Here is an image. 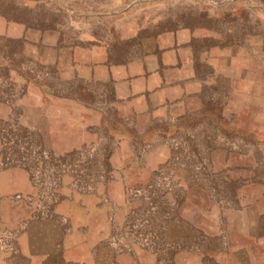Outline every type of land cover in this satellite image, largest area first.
Masks as SVG:
<instances>
[{
	"label": "rangeland",
	"instance_id": "374dc122",
	"mask_svg": "<svg viewBox=\"0 0 264 264\" xmlns=\"http://www.w3.org/2000/svg\"><path fill=\"white\" fill-rule=\"evenodd\" d=\"M4 22L25 34L0 33V156L35 191L10 199L32 211L0 223V264H73L64 254L78 239L91 264H217L252 229L264 199V0H0ZM163 42L185 49L179 79ZM144 57L174 76V99L141 112L118 108L114 79L76 71ZM40 90L87 111L40 115L29 105H42Z\"/></svg>",
	"mask_w": 264,
	"mask_h": 264
},
{
	"label": "crops",
	"instance_id": "0c3cea01",
	"mask_svg": "<svg viewBox=\"0 0 264 264\" xmlns=\"http://www.w3.org/2000/svg\"><path fill=\"white\" fill-rule=\"evenodd\" d=\"M0 33L4 35L20 36L25 34V29L21 24H7L4 22L0 24ZM175 44V43H174ZM161 59L163 63L171 70L169 73H174L173 65L178 62V69H176L177 79L182 77V60L187 59L185 49L182 50L178 46L168 48L167 42L161 45ZM167 47V48H164ZM184 53H183V52ZM150 57H144L127 62L126 64L109 65L96 59L93 62L81 61L76 65L78 75L83 78H96V79H114L115 80V96L117 97L118 108L126 112L145 110L148 105L157 102L159 99L162 101L173 100L174 97L168 94L169 88L173 87L174 76L166 72L160 71L158 63L151 64ZM160 61V59L158 60ZM183 61V62H184ZM172 66H169V65ZM39 101L42 102L29 104L33 110H38L40 115L49 111V108H54L55 111L69 114L72 112L80 113L85 107L79 103L63 98L59 100L53 95L42 92L40 90ZM51 106L54 104H59ZM20 103L27 104V99L20 101ZM69 103H76L79 106L75 110ZM72 107V109H71ZM86 109V108H85ZM87 111V109H86ZM41 119L35 117L32 121V128H40ZM76 124H80L81 129H85V125L80 123L79 120ZM83 122V121H82ZM35 191L31 184L29 175L20 166H10L5 163L3 155L0 156V223L5 226L11 225L15 227L14 223H21L22 218L26 217L27 220L31 215V207L24 200H10L13 198L20 199L27 194V192ZM12 197V198H11ZM27 197V196H26ZM259 197L254 201L253 205V219L249 222L252 224V229L245 228L239 231V243L231 244L229 248L222 250V253L216 258L217 264H264V199ZM11 209L23 210V213L14 212ZM251 219H249L250 221ZM17 228V227H16ZM23 230V229H22ZM19 235L21 232L19 231ZM17 235V234H16ZM15 235V236H16ZM19 240L27 239V236L18 237ZM85 239H78L77 243L68 247L65 252V259L74 262L73 264H91V256L88 253V245L84 243ZM235 241V240H233ZM32 256V255H31ZM32 258V257H31ZM30 258V261H31ZM33 258H35L33 256ZM191 260V259H190ZM1 263V262H0ZM181 263V260H179ZM31 264H55L45 261L41 255L40 259L35 258ZM127 264V263H123ZM188 264V263H186ZM196 264V263H189Z\"/></svg>",
	"mask_w": 264,
	"mask_h": 264
}]
</instances>
